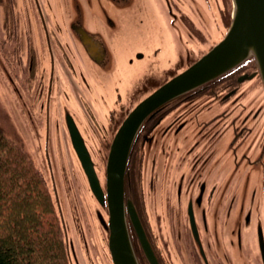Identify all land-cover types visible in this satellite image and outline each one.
Instances as JSON below:
<instances>
[{
	"label": "flooded vegetation",
	"instance_id": "af4514ba",
	"mask_svg": "<svg viewBox=\"0 0 264 264\" xmlns=\"http://www.w3.org/2000/svg\"><path fill=\"white\" fill-rule=\"evenodd\" d=\"M61 1L63 29L55 11L60 0H0L1 68L12 73L14 82L11 75L8 82L20 105L16 134L28 144L23 135L28 126L29 141L46 165L68 264H112L109 231L98 218L100 213L107 221L106 204L90 191L66 119L76 126L104 191L110 144L135 100L220 41L231 5L149 0L156 11L135 18L141 28L126 44V55H132L121 61L119 80L112 78L117 19L138 7V0ZM81 29L87 33L83 38ZM138 40L160 47L150 50L147 68L134 76L133 66L141 65L148 49ZM118 83H126L125 89L116 88ZM24 116L29 125L22 123ZM65 147L77 169L60 162L57 173L53 152ZM78 179L93 211L81 205ZM124 198L131 199L150 248L146 255L130 224L139 264H264V91L252 61L165 104L143 122L129 151Z\"/></svg>",
	"mask_w": 264,
	"mask_h": 264
},
{
	"label": "water",
	"instance_id": "95a60500",
	"mask_svg": "<svg viewBox=\"0 0 264 264\" xmlns=\"http://www.w3.org/2000/svg\"><path fill=\"white\" fill-rule=\"evenodd\" d=\"M62 3L60 0L59 8L56 10L55 7V11L63 29L65 8ZM231 5L230 24L222 40L186 69L144 96L125 116L108 151L105 192L76 126L71 118L66 119L70 142L88 186L100 204L106 203L107 221L102 219L100 213L98 218L109 231L108 247L112 264H139L129 234L127 215L143 251L146 255L150 253L131 199L124 198L128 154L143 122L165 104L215 80L246 60L254 62L264 91V0H231ZM79 34L82 38L87 35L84 29Z\"/></svg>",
	"mask_w": 264,
	"mask_h": 264
},
{
	"label": "trees",
	"instance_id": "16d2710c",
	"mask_svg": "<svg viewBox=\"0 0 264 264\" xmlns=\"http://www.w3.org/2000/svg\"><path fill=\"white\" fill-rule=\"evenodd\" d=\"M48 188L19 138L0 126V264H68Z\"/></svg>",
	"mask_w": 264,
	"mask_h": 264
},
{
	"label": "rangeland",
	"instance_id": "374dc122",
	"mask_svg": "<svg viewBox=\"0 0 264 264\" xmlns=\"http://www.w3.org/2000/svg\"><path fill=\"white\" fill-rule=\"evenodd\" d=\"M138 2H139L138 7H136V8L131 7L126 13L118 15L117 24H118V21H119V24L117 27V32L113 36L115 41L118 38L117 44L115 43V49L118 50V51H116L117 68L115 69V72L112 76V78H115V79H119V80L122 79L120 74H123V73L119 71V69L121 68V65H123V63H121V61L125 60L127 57L132 55V53H129L128 56L126 55V53L129 52L127 50L126 44H127V42H129L128 40H130L131 38H134L136 40V38H137L136 33H137L138 29L140 30V28H141V26L135 27V25H134L135 18L137 16H142L141 19H145L144 18L145 16H147V15L149 16L150 13H154L156 11V7L153 6L152 4H150L149 0H138ZM22 10H23V14L26 15L25 9L22 8ZM0 15H1V8H0ZM115 17L117 18V16H115ZM91 18L92 17L89 16V19H91ZM89 21H90L89 24L91 25L92 22H91V20H89ZM138 41H139V45L141 47L148 48V49H146L147 55L142 60L141 65H139V66L134 65L133 66V69L131 71V75L133 74L134 76H136L138 74V72H140L144 68H147L148 64L150 63V58L152 57V55H148L150 53V50H152L155 47H160L159 43H155L153 41L146 43V46H143V44L140 42L141 40H138ZM0 63H1V61H0ZM128 76L131 78L130 75H128ZM125 86H126V83H122V84L118 83L116 88L119 87V90H122ZM5 88H7L8 92L5 91ZM152 90L153 89H151V90L143 93L142 95H140L139 98L137 100H135L134 104H136L139 100H141L144 96H146ZM14 95H15V93L13 92V89L11 88V85L9 84V82L5 76V73L0 69V126L3 130L7 131L8 133H13L17 136L16 128H17L18 124L20 123L21 119H17L16 117H17V111L20 108V105L16 102V98L14 97ZM111 95H114V92ZM96 108L98 109V103L95 104L94 109L97 110ZM4 111L7 112V117L4 116ZM97 112H98V110H97ZM22 123L25 126L29 125V119H27L25 116L22 117ZM23 135H25L24 136L25 141H26V143H28L26 145H23L24 150L34 158L33 162L36 165V167L39 170L44 171L46 165H45V163L41 157L39 159V155H37V151L34 150L35 141L34 140H32L31 142L29 141L28 135H32V134H31V130L29 131L28 126H26V129H24ZM57 137H58V133L56 130H53V126L51 124L50 141H51V144L53 145V147H56L55 145L59 144ZM66 148L67 147H65L64 150L60 151V153H59V151L53 152V155L55 157V162H56L54 164V166H55V171L57 173H59L58 167H60L59 166L60 162H62V164L64 163L67 166V168L72 169V171H73V169L75 171L77 169L76 166L73 168V166L71 165L70 158H69V152L66 150ZM78 184L80 186H82V188L80 189V191H78V193L81 194V196H82L80 201H81V205H82L83 209L87 212L93 211V209H94L93 204L94 203L91 199H89L90 193L86 189H85L86 191L84 190V187H83L84 182H82L80 179H78ZM88 195H89V197H88ZM13 200L16 201V199H13Z\"/></svg>",
	"mask_w": 264,
	"mask_h": 264
}]
</instances>
